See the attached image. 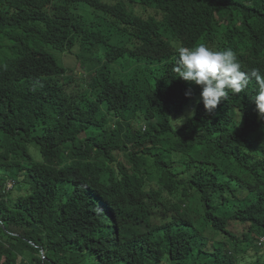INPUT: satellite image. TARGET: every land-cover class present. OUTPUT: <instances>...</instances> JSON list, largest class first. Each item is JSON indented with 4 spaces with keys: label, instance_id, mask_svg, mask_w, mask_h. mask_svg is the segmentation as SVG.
I'll return each instance as SVG.
<instances>
[{
    "label": "trees",
    "instance_id": "1",
    "mask_svg": "<svg viewBox=\"0 0 264 264\" xmlns=\"http://www.w3.org/2000/svg\"><path fill=\"white\" fill-rule=\"evenodd\" d=\"M123 2L122 22L96 32L77 11H105L108 0H0L2 48L9 42V57L0 51V264H248L215 243L232 218L264 232L263 127L177 133L167 112L183 107L170 108L178 89L159 64L199 29L214 44L262 56L264 66V0H188L205 3L201 13L173 21L167 10L178 0ZM135 5L159 13L155 31L134 18ZM50 49L76 55L83 79ZM106 53L119 61L120 79L99 78L91 66ZM146 164L160 183L148 194L140 189ZM9 179L18 187L6 193ZM122 209L142 231L124 226L125 246L140 243L137 251L110 236L99 247L110 213Z\"/></svg>",
    "mask_w": 264,
    "mask_h": 264
},
{
    "label": "clouds",
    "instance_id": "2",
    "mask_svg": "<svg viewBox=\"0 0 264 264\" xmlns=\"http://www.w3.org/2000/svg\"><path fill=\"white\" fill-rule=\"evenodd\" d=\"M108 3L110 8L105 11H97L92 7L77 11L83 16L86 31L102 32L106 24L115 21L122 22V19L117 17L116 8L119 4H125L123 0L120 3L116 0H108ZM187 3L188 0H178V4L174 6L176 7L174 12L173 7L167 10L169 19L173 21V18L186 17L189 20L198 16L206 1L202 6L195 8L194 5L188 6ZM129 7L132 9L134 18L147 26L149 31L157 29L154 19L159 16L158 12L142 9L138 5ZM4 45L5 49L0 43V51L2 49V54L9 57L7 53L9 42H5ZM96 51L95 46L91 50L90 59ZM49 52L53 56L58 53L52 49ZM60 55L65 54L60 53ZM262 61V56L257 57L247 49L235 48L228 43H212L205 31L194 29L189 32L185 43L173 51L171 49L169 57L164 63L159 64L165 70L166 79L172 78L173 85H175L173 88L178 89L177 97L172 101L170 108L177 109L180 105L183 107L182 111L177 110L176 114L169 113L171 118L167 112L169 125L178 126L177 133L183 132L190 138L194 133L205 135L210 134L211 131L230 132L234 128L252 131L257 127H263L264 131V66H262ZM0 64H2L1 59ZM64 65L67 67L66 64ZM91 66L99 78L111 75L113 78L120 79L121 66L119 61L116 63L111 53L95 59ZM69 68L73 71L72 75L82 79L85 76L84 66H82L81 75L76 72L75 68ZM107 120L111 121L113 126L116 125L115 119ZM141 125L145 124L140 123L137 127ZM193 130L196 131L193 132ZM93 132L89 130V136ZM262 144L259 143L258 148ZM29 149L33 159L41 162V147L38 144H31ZM125 158L131 163L132 169L134 160L131 157ZM118 162H121L120 157ZM147 169L149 170V167L146 164V178L142 181L140 188L144 194L151 193L150 191L160 185L153 172L147 174ZM17 187V181L9 179L6 193ZM127 209L129 212L133 210L130 201ZM261 210L264 212V205L261 207L259 204L258 211L261 213ZM110 218L114 223L109 224V231L100 238L99 247L105 242H110L108 236L113 240L116 234V243L131 250H139L140 243L138 247L125 246L124 229V226L128 224L134 225L137 232H142L139 226L129 218L127 213L123 212V209L119 214L111 212ZM96 220L98 225L101 219ZM137 232L133 233L135 238ZM217 236L216 250H221L223 255L233 259L244 257L248 264H264V232L251 228L245 219H230L226 229ZM92 246L95 248L97 244L93 243ZM41 255L45 259L43 251ZM194 260L196 263L205 262L199 250H195Z\"/></svg>",
    "mask_w": 264,
    "mask_h": 264
},
{
    "label": "rangeland",
    "instance_id": "3",
    "mask_svg": "<svg viewBox=\"0 0 264 264\" xmlns=\"http://www.w3.org/2000/svg\"><path fill=\"white\" fill-rule=\"evenodd\" d=\"M54 56L61 64L64 63L67 65V67L75 68L76 72L79 75H81L82 65L80 64V61H78L76 55L65 54V55H61V58H60V53H57V54H54ZM120 161L125 162L127 164V167L131 169V163L123 155H121Z\"/></svg>",
    "mask_w": 264,
    "mask_h": 264
},
{
    "label": "bare ground",
    "instance_id": "4",
    "mask_svg": "<svg viewBox=\"0 0 264 264\" xmlns=\"http://www.w3.org/2000/svg\"><path fill=\"white\" fill-rule=\"evenodd\" d=\"M107 220L109 221L110 225H112V224L114 223V222L111 221L110 218H108ZM116 239H117L116 234H114L113 242H116ZM111 243H112V242H111ZM111 243H110V244H111Z\"/></svg>",
    "mask_w": 264,
    "mask_h": 264
}]
</instances>
